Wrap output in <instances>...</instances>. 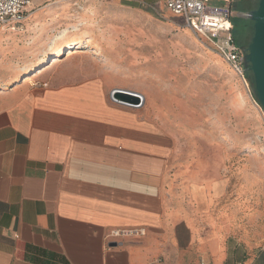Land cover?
<instances>
[{"label":"crops","instance_id":"obj_1","mask_svg":"<svg viewBox=\"0 0 264 264\" xmlns=\"http://www.w3.org/2000/svg\"><path fill=\"white\" fill-rule=\"evenodd\" d=\"M83 1L97 9L104 0ZM167 1L110 6L136 21L165 20ZM207 4L230 8L231 20L242 7L240 0ZM57 8L45 6L42 16ZM92 65L10 73L0 87V264H239L235 246L222 251L215 221L203 229L218 185L205 184L209 195L193 177L180 183L172 131L112 102L114 78ZM123 228L145 235L108 238Z\"/></svg>","mask_w":264,"mask_h":264},{"label":"rangeland","instance_id":"obj_2","mask_svg":"<svg viewBox=\"0 0 264 264\" xmlns=\"http://www.w3.org/2000/svg\"><path fill=\"white\" fill-rule=\"evenodd\" d=\"M47 5L59 13L42 16ZM110 5L104 0L90 9L83 0H48L33 4L15 31L0 27V87L56 45L81 41L73 54L65 48L46 56L29 75L89 62L108 71L113 90L139 94L143 104L137 110L175 137L172 168L185 176L180 183L193 177L209 195L205 184L218 185L205 210L204 231L207 219L215 221L223 252L235 246L237 263L264 264V113L251 84L180 19L166 14L165 20L136 21ZM79 15L81 22L75 20ZM249 37L239 38L240 50Z\"/></svg>","mask_w":264,"mask_h":264},{"label":"built area","instance_id":"obj_3","mask_svg":"<svg viewBox=\"0 0 264 264\" xmlns=\"http://www.w3.org/2000/svg\"><path fill=\"white\" fill-rule=\"evenodd\" d=\"M208 0H168L166 10L180 18L192 33L210 41L218 55L245 83L243 54L232 35L231 10L212 8ZM32 0H0V27L15 30L29 16ZM45 86V85H43ZM145 235L142 228H123L110 231L112 240L139 239Z\"/></svg>","mask_w":264,"mask_h":264},{"label":"water","instance_id":"obj_4","mask_svg":"<svg viewBox=\"0 0 264 264\" xmlns=\"http://www.w3.org/2000/svg\"><path fill=\"white\" fill-rule=\"evenodd\" d=\"M236 18L252 24L250 40L241 48L243 69L251 74V92L264 113V0H257L252 11L238 12ZM110 99L132 109H139L143 104L139 94L123 90H112Z\"/></svg>","mask_w":264,"mask_h":264},{"label":"bare ground","instance_id":"obj_5","mask_svg":"<svg viewBox=\"0 0 264 264\" xmlns=\"http://www.w3.org/2000/svg\"><path fill=\"white\" fill-rule=\"evenodd\" d=\"M81 41H73V42H70L68 44H59V45H56L55 47H53L52 49H50L49 52H44L40 55V57L34 61L30 66H28L23 73H21L22 76H25V75H29L31 74L35 68H37L39 66V63L42 61V60H45V57L46 56H53V55H56V56H59L62 51L65 49V48H69L70 53L69 54H73L72 50H75V49H78V45Z\"/></svg>","mask_w":264,"mask_h":264},{"label":"trees","instance_id":"obj_6","mask_svg":"<svg viewBox=\"0 0 264 264\" xmlns=\"http://www.w3.org/2000/svg\"><path fill=\"white\" fill-rule=\"evenodd\" d=\"M231 22H232V25H233L232 35H233V38H234V40H235V42L237 44L239 43V38L240 37L247 36V35L251 37L252 24L250 22L242 21V20L237 19V18H233L231 20ZM250 37H249V39H250ZM248 42H249V40H248ZM244 79L247 80L251 84L248 74L244 73ZM252 96H253V94H252ZM253 99L257 103V101L254 98V96H253Z\"/></svg>","mask_w":264,"mask_h":264},{"label":"flooded vegetation","instance_id":"obj_7","mask_svg":"<svg viewBox=\"0 0 264 264\" xmlns=\"http://www.w3.org/2000/svg\"><path fill=\"white\" fill-rule=\"evenodd\" d=\"M256 3H257V0H240V4H242L241 11L242 12H249V11L254 10L256 7ZM242 21H244V20H242Z\"/></svg>","mask_w":264,"mask_h":264}]
</instances>
